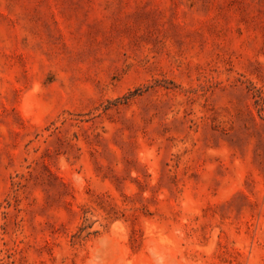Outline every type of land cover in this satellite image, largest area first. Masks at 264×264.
<instances>
[{
	"label": "rangeland",
	"instance_id": "1",
	"mask_svg": "<svg viewBox=\"0 0 264 264\" xmlns=\"http://www.w3.org/2000/svg\"><path fill=\"white\" fill-rule=\"evenodd\" d=\"M0 264H264V0H0Z\"/></svg>",
	"mask_w": 264,
	"mask_h": 264
}]
</instances>
